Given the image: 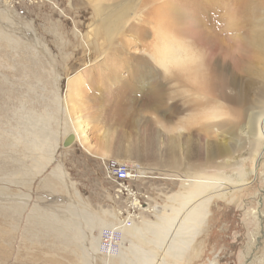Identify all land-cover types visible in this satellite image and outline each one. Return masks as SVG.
I'll list each match as a JSON object with an SVG mask.
<instances>
[{
	"label": "rangeland",
	"instance_id": "374dc122",
	"mask_svg": "<svg viewBox=\"0 0 264 264\" xmlns=\"http://www.w3.org/2000/svg\"><path fill=\"white\" fill-rule=\"evenodd\" d=\"M175 1L184 8L186 0ZM229 5L245 16L240 20V35H247L252 26L249 18L264 17V0H211L198 10L196 35L185 36L176 26L174 35L203 53L211 47V73L217 84L207 96L233 110L238 106L227 96L238 88H246L251 96L260 84V67L255 61L248 62L246 54L235 47L232 31L225 25ZM96 20L89 0H0V264L79 263V243L46 233L35 223V216L44 215V210L56 211L61 223L74 220L67 212L69 197L77 202L78 211L85 205L96 223L130 220L139 227L142 221L158 222L160 215H173L177 205L171 197L194 190L183 186L179 175H195V169L180 165L161 171L154 167L141 175L137 165L140 160L127 147L148 143L153 152L164 150L168 136L157 121L176 126L197 113L203 101L201 91L184 79V73L174 77L171 88L172 81L164 78L149 56L133 59L139 63L137 74L145 76L139 85L140 77L123 68L104 73L101 52L105 42L96 31ZM149 64L158 69V75H147ZM216 66L221 72L215 70ZM79 77L82 84L77 91L69 92L68 80ZM154 84L160 91L151 94ZM32 115L46 119L45 135L35 142L41 144L38 148L28 133L29 129L36 130L28 121ZM75 116L82 121L85 138L80 135L67 146L59 144L67 138L65 132L70 131ZM201 123L203 120H196L183 133L203 143L207 135ZM244 123L242 115L240 126ZM233 131L227 139L237 144L233 148L244 152L246 134L237 127ZM106 133L110 136L107 146L102 141ZM105 153H120L135 161L131 167L141 177L130 181L127 191L117 189L108 179L103 162L113 159ZM56 166L64 174V181L50 179ZM259 177L231 188L226 195L212 197L203 224L193 231L179 255L176 248H169L179 243L176 239L166 240L163 249L154 231L138 232V240L131 239L148 249V256L159 257V263L245 264L250 236L257 229L253 209L258 207L257 199L264 189V179ZM146 205L149 209L144 211ZM92 225L89 236L101 234V240L106 241V228L98 229L93 221ZM111 233L119 239L120 232ZM83 237L84 231L78 234V240L82 242ZM127 246L128 242L122 245ZM260 248L263 251L264 241ZM98 259L93 264H98Z\"/></svg>",
	"mask_w": 264,
	"mask_h": 264
},
{
	"label": "bare ground",
	"instance_id": "6f19581e",
	"mask_svg": "<svg viewBox=\"0 0 264 264\" xmlns=\"http://www.w3.org/2000/svg\"><path fill=\"white\" fill-rule=\"evenodd\" d=\"M208 1L211 0H186L184 8H181L177 6L175 0H89L93 4L97 17L96 31L100 33L105 42L101 52V57L104 59L102 65L104 73L114 72L120 67L127 70L130 75L140 77L135 68L139 63L133 59L137 55L149 56L156 66L159 65L166 74L172 77L184 73V79L197 85L202 93L203 101L199 103L201 107L198 108L197 113L190 114L176 126L165 125L157 121L168 136L164 150L153 152L148 148V143L133 146L132 149L130 146L127 147L140 160L137 165L141 175H144L149 168L156 167L163 171L168 166L178 167L180 165L197 171L195 175L188 172L179 175L182 185H187L186 188L192 186L194 190L179 193L178 198L177 194L171 197L170 201L175 199L174 204L178 206L173 207V215H160L158 222L142 221L143 227L142 225L137 227L138 225L130 220L112 222L102 220L96 223L85 205L81 207L82 213H80L75 209L77 202L69 197L67 212L74 219L71 222L61 223L56 211L55 213L44 210L42 211L44 215L35 216L36 225L43 228L46 233L52 232L56 236L66 238L68 242L79 243L82 251L77 255L80 262L76 264H93L95 258H99L98 264H166L165 262L159 263V257L148 256V249L138 246L140 243L132 241L131 238H136L138 232L143 233L144 230L154 231L159 241L158 244L163 249L166 240L174 239L175 241L176 239L179 243L175 246L170 245L169 248L174 250L176 248L179 255L188 246V241L193 237V231L203 224L207 214L206 208L212 197L226 195L231 188L248 184L259 176L264 179V169H262V164L264 165V17L249 18L252 26L248 29L247 35H240L238 31L240 20L245 16H242L236 7L226 6L225 25L232 31L235 47L246 54L248 62L255 61L260 67L258 70L260 84L251 96L246 88H238L234 94L227 96L231 104L238 106L231 110L223 101L207 96L217 84L216 77L211 73V47H207L203 53L174 35L175 26L185 36L196 35L200 15L198 10ZM146 67L149 68L147 75H158V69L153 68L151 64ZM215 70L221 72L218 66ZM101 72L103 74V71ZM115 76L119 77L118 74ZM138 79L137 77L139 85L145 80V76L142 75ZM218 79L221 84L223 77L220 75ZM81 84L80 77L74 81L69 79V88L71 86L69 92L77 91V86ZM143 87L140 86V89ZM151 89V94L160 91L156 84L152 85ZM67 97L68 94L63 97V100L66 101ZM70 110L73 111V108ZM242 115L245 118L243 127L240 126ZM198 119L203 120L200 124L201 130L207 135L203 143L198 139H192L190 134L183 133L184 130L190 129V126ZM45 120L33 115L32 119L28 120L36 128V130H28L34 143L45 135L43 134L46 129ZM73 120L70 131H66L64 137L67 134L69 136L70 133L73 134L74 140L80 135L84 139L85 128L82 126L80 117L75 116ZM236 127L246 134L247 147L244 152L239 147L233 148L237 144L233 145L226 137L236 130ZM63 140L64 138L59 141V144L62 145ZM102 141L107 146L110 141L109 134L106 133ZM40 145V143H35L34 147L38 148ZM236 151H238L237 154H235ZM105 154V156H110ZM110 158L113 159L111 160L112 165L124 164L130 169H133L131 165H135L134 160L120 153ZM50 179L64 181V174L58 166L51 171ZM261 194L257 199L258 207L253 209L257 229L250 236L248 245L250 249L244 257L245 264H264V249L260 251L262 249L260 245L264 241V209L262 210L264 189H261ZM142 209L147 211L149 206L146 205ZM92 221L98 229L106 228L103 233L107 238L106 241L101 240V234L89 236L90 230L94 228ZM81 223L83 225H80ZM60 224H62L61 227ZM82 231L85 232L86 237H83V241L80 242L78 234L81 235ZM113 231L120 232L119 239L113 238L111 233ZM128 235L130 239L126 240ZM136 239L138 240V237ZM125 242H128V246L123 248L122 245ZM143 243L147 242L143 239Z\"/></svg>",
	"mask_w": 264,
	"mask_h": 264
},
{
	"label": "built area",
	"instance_id": "2783aa9c",
	"mask_svg": "<svg viewBox=\"0 0 264 264\" xmlns=\"http://www.w3.org/2000/svg\"><path fill=\"white\" fill-rule=\"evenodd\" d=\"M105 173L110 178L117 189L127 191L129 182L140 178L137 169L127 168L126 165H112L110 160L103 162Z\"/></svg>",
	"mask_w": 264,
	"mask_h": 264
},
{
	"label": "water",
	"instance_id": "95a60500",
	"mask_svg": "<svg viewBox=\"0 0 264 264\" xmlns=\"http://www.w3.org/2000/svg\"><path fill=\"white\" fill-rule=\"evenodd\" d=\"M73 134H70L67 138L64 139L63 145L67 146L68 144H70L73 141Z\"/></svg>",
	"mask_w": 264,
	"mask_h": 264
},
{
	"label": "clouds",
	"instance_id": "9594fccd",
	"mask_svg": "<svg viewBox=\"0 0 264 264\" xmlns=\"http://www.w3.org/2000/svg\"><path fill=\"white\" fill-rule=\"evenodd\" d=\"M158 65V64H157ZM159 66V65H158ZM160 67V66H159ZM161 68V67H160ZM161 70H162V72H163V75H164V78L166 79V80H171L172 81V83H171V85H170V87L172 88L173 87V79H174V77H170V76H168L166 73H165V71H164V69L163 68H161Z\"/></svg>",
	"mask_w": 264,
	"mask_h": 264
}]
</instances>
